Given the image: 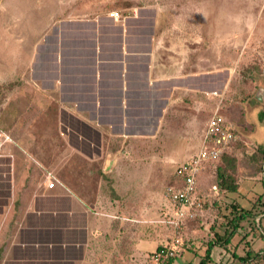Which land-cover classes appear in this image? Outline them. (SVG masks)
I'll list each match as a JSON object with an SVG mask.
<instances>
[{
  "label": "rangeland",
  "instance_id": "rangeland-1",
  "mask_svg": "<svg viewBox=\"0 0 264 264\" xmlns=\"http://www.w3.org/2000/svg\"><path fill=\"white\" fill-rule=\"evenodd\" d=\"M116 11L122 19H112ZM98 16L119 27L135 17L134 26L146 29L147 37L157 24L166 46L186 57L189 77L173 94L162 86L163 113L156 123L161 110L149 106L145 119L127 118V129L119 118L96 128L61 110L51 96L54 78L47 77L58 68L60 35L72 30L66 22ZM33 69L36 77L40 71L39 82H33ZM215 93L223 98L222 113L239 140L216 167L202 173V211L181 231L182 244L189 241V247L183 251L182 245L173 261H156L153 254L175 234L168 224L167 191L178 184V167L201 148L220 100ZM64 115L79 119H70V125L85 123L90 140L64 127ZM0 143V185L15 179L22 184L20 195L25 189L33 196L45 181L70 182L88 198L114 203L115 220L123 226L116 231L119 264H199L216 233L224 235L230 226L234 204L261 212L264 227V0H0ZM220 174L237 184L236 192L222 189ZM243 228L231 242L238 255L264 251L252 220ZM139 238L147 241L145 248L132 255ZM232 254L217 248L213 256L216 264H241ZM245 264H264V256Z\"/></svg>",
  "mask_w": 264,
  "mask_h": 264
},
{
  "label": "crops",
  "instance_id": "crops-1",
  "mask_svg": "<svg viewBox=\"0 0 264 264\" xmlns=\"http://www.w3.org/2000/svg\"><path fill=\"white\" fill-rule=\"evenodd\" d=\"M128 19L131 21L122 27L108 16L66 22L72 30L60 35L58 68L48 73V80L54 78L50 79L51 96L59 101L61 110L96 128L112 126L119 118L127 129V118L145 119L149 106L161 110L153 121L156 123L163 113L162 86H170L173 94L179 90L180 81L189 77L185 73L186 57L180 56L173 45L166 46L157 24L153 37H147L146 29L134 26L135 17ZM52 38L54 41L58 37ZM37 74L33 69L34 83L41 79L40 71ZM112 166L113 159L108 170ZM177 180L176 186H180L178 176ZM20 185L13 179L9 201L0 215V264H119L116 231L122 224L115 220L119 216L114 203L88 198L70 182L58 181L49 188L45 181L33 196L25 189L20 195ZM168 201L170 219L173 205ZM144 242L141 238L133 242L132 255L142 252L139 249L145 248Z\"/></svg>",
  "mask_w": 264,
  "mask_h": 264
},
{
  "label": "built area",
  "instance_id": "built-area-1",
  "mask_svg": "<svg viewBox=\"0 0 264 264\" xmlns=\"http://www.w3.org/2000/svg\"><path fill=\"white\" fill-rule=\"evenodd\" d=\"M110 16L114 20L122 19L119 12H112ZM220 97L218 106L214 109L207 125L200 150L187 162L181 164L177 170V176L181 180L180 186L170 187L167 196L173 205V217L168 224L174 230V238L170 244L157 251L153 257L156 261L175 257L182 246L181 231L185 229L188 221L195 219L202 211V204L198 197V179L205 166L209 162L221 160L222 155L239 140V134L227 125L222 113L223 98ZM2 144L0 143V151ZM55 181L49 182V188L56 186Z\"/></svg>",
  "mask_w": 264,
  "mask_h": 264
},
{
  "label": "trees",
  "instance_id": "trees-1",
  "mask_svg": "<svg viewBox=\"0 0 264 264\" xmlns=\"http://www.w3.org/2000/svg\"><path fill=\"white\" fill-rule=\"evenodd\" d=\"M63 124L65 127V123L70 125V119L72 121L76 120V122H78V118L77 117H69L67 115H64L63 117ZM260 119H262V116H260ZM79 124H82L83 126H86L85 123L83 122H79ZM71 128L74 130V133L76 136L89 141L90 138L89 136L85 135L84 130H86L85 127L83 126H79L78 123L76 124V126L74 125H70ZM77 127V128H76ZM80 127V128H78ZM78 129V131H77ZM84 129V130H83ZM81 130V132H80ZM233 131L237 132L238 131L236 129H233ZM79 148V147H78ZM229 153V149L228 151H226L223 155L221 160ZM221 160L217 161V162H209L206 164V169L209 167L210 169L213 168L212 165H215L214 167H216V163H219ZM205 169V170H206ZM202 174V173H201ZM201 176H199L198 179V195H199V188H200V179ZM219 178L221 179L220 181V186L222 187V189L228 190L230 192H236L237 191V184H235L233 182V180L229 179L228 177H224L223 174L219 175ZM10 191H11V180L8 178L6 179L5 182L1 183L0 185V210L1 207L4 206L2 203L6 200L9 199L10 197ZM264 203V202H263ZM6 205V204H5ZM2 212V210L0 211V213ZM200 213V212H199ZM232 213H233V218L232 220L228 219V224L230 225L228 228H226L225 230V234L221 235L216 233V237L215 240H212L209 242L206 250H205V254L201 257L199 264H216L213 253L217 248H221L224 249L225 251L228 252H232L234 259H238L240 261V263H249L252 262L254 260H257L258 258H260L261 256H264V251H255L253 249L248 250V252L246 253V255L244 257L238 255L237 253V246H232V240L236 237L239 236V233L242 229H246L243 228V222L245 221H250L252 220L253 223V228L252 230H254V233L256 234L257 237H261L264 238V227L261 225V219L258 220V218L261 216V212H253L251 210H248L246 208H243L242 206H240L239 204H234L232 206ZM1 215V214H0ZM200 214H198V216L190 221H195L198 219ZM258 220V221H257ZM188 221L186 225H188V223L190 222ZM191 242H184L183 245V251H185V249H187L189 247L188 244H190ZM233 247V249H232ZM156 253V252H155ZM175 259V257L171 260L173 261ZM188 264H193L192 262L188 263Z\"/></svg>",
  "mask_w": 264,
  "mask_h": 264
},
{
  "label": "water",
  "instance_id": "water-1",
  "mask_svg": "<svg viewBox=\"0 0 264 264\" xmlns=\"http://www.w3.org/2000/svg\"><path fill=\"white\" fill-rule=\"evenodd\" d=\"M111 164H112V161H111Z\"/></svg>",
  "mask_w": 264,
  "mask_h": 264
}]
</instances>
